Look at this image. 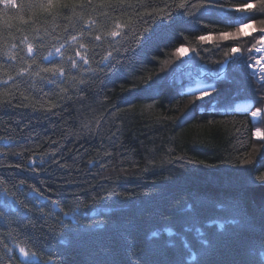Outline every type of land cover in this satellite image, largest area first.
Here are the masks:
<instances>
[{"label":"trees","instance_id":"trees-1","mask_svg":"<svg viewBox=\"0 0 264 264\" xmlns=\"http://www.w3.org/2000/svg\"><path fill=\"white\" fill-rule=\"evenodd\" d=\"M65 2L68 7L51 14L27 8L28 0H16L15 8L0 4V53L24 55L25 35L30 40L40 35L48 45L62 42L76 34L73 24L76 31L83 26L75 16L80 12L97 21L89 31L103 34L119 20L128 25V38H116L121 50L113 55L119 63L84 72L85 83L75 88L61 82L67 93L47 83L33 89L27 77L16 78L23 80L19 88L14 81L0 83V239L19 256L6 235L11 231L16 241H26L55 264H264V205L257 206L249 193L264 183L256 179L264 174V139L252 135L255 126L264 134V119L254 121L234 108L238 97L255 105L264 100V87L248 72L259 30L202 42L196 37L233 31L235 24L224 17L235 20L237 13L200 10L194 19L174 7L179 0H142L143 7L141 0H129L132 6L124 11ZM248 2L226 0V8ZM154 9L170 11L171 18L153 19L148 13ZM253 20L257 29L264 27L258 23L264 15ZM204 24L211 27L203 29ZM57 35L60 41L52 39ZM180 45L189 57L175 53ZM233 47L241 51L203 100L184 90L190 83L185 72L169 77L188 62L216 72ZM110 50L102 43L94 59ZM0 64V79L26 67L2 55ZM50 103L59 106L48 111ZM5 257L0 246V264Z\"/></svg>","mask_w":264,"mask_h":264},{"label":"snow or ice","instance_id":"snow-or-ice-1","mask_svg":"<svg viewBox=\"0 0 264 264\" xmlns=\"http://www.w3.org/2000/svg\"><path fill=\"white\" fill-rule=\"evenodd\" d=\"M74 3L79 4L81 8L85 7L86 5H94L93 11H95L96 7L101 9L111 8L114 11H124L126 7H131L129 0H74ZM0 4L5 5L6 7L11 5L12 7H17L16 0H0ZM141 6L143 7V3L141 0ZM29 9H39L42 12H46L51 14L52 10L56 7H68V4L65 0H28L26 5ZM167 8V4L165 5ZM176 9L183 10V15L193 17L195 19L196 12L200 10H213V9H220L221 11H235L236 13H240L242 15H246V18L251 23H244L243 19H233L231 16H225L224 19L229 21V26L235 24V31L234 32H221L219 33V37L221 40H227L229 38H238L240 36L250 35V32H246L245 29H251V32H256L259 30L262 33L258 39H256V43L252 45L251 50H255L257 53L264 52V27L257 29L255 27L256 21L253 20V16L257 13L264 15V0H251L248 3H242L237 5H231L230 7L226 8V0L225 3H221L220 0H179L178 3L174 5ZM74 11V9H73ZM84 13H75L76 19L83 21V26L76 31L75 25H72L73 31L76 34L69 33L66 38L59 42L58 44L48 45L47 41L40 35H37L30 40L27 35H25L21 40L20 43L24 46V55H20L19 53L13 52L11 50L7 52L0 53V55L6 57L9 61H16L19 59L23 63V65L15 73V77L11 74L5 72L7 75V79H0V83L4 85H8L9 81H14V87L19 88L20 83L23 80L16 82V78H24L27 77L31 80L30 87L35 89L38 83H47L50 85H55L60 88V92L67 93L68 89L61 87V82L67 84L71 82V87L75 88L78 84H84L85 80L83 79L84 72H91L95 73L97 70L103 72L105 69L111 67V63L116 61V57L113 55L114 52L119 53L120 47L116 45H120L121 41L117 40V37H122L124 40H127V34L124 32V29L128 27L127 24L121 23L119 20L114 22V27L108 28V30L101 31L96 29L95 31H89V29H95L97 25V21L92 18V16H88V18L84 19ZM99 15L105 18L109 17L108 11H100ZM148 15L152 16L153 19L160 17L161 19H170L171 13L170 11H165L164 9H154L153 13H148ZM23 20V17H21ZM65 19L71 21L72 17L68 16ZM24 23H28V21H24ZM196 24H199V20H195ZM261 25H264V20H260L258 22ZM211 26L208 24L203 25V29H209ZM69 25L66 24L64 26L65 32H68ZM38 31V30H37ZM55 31V29H53ZM147 32L148 29L145 28L143 30ZM45 36H50L51 34L45 29L44 31ZM85 37H89L88 40H85ZM108 37H111V41H108ZM134 38L136 42H139L140 37L134 34ZM53 40L60 41V36H52ZM199 41H210L213 39L211 32L207 34L200 35L196 37ZM187 40V37H185ZM36 41V42H33ZM102 43H108V47L111 49L110 51H106L101 58L96 61L94 58L98 54L95 50L102 46ZM11 48H17L16 44H12ZM47 48L46 51L41 52V49ZM129 49L124 48V51L127 52ZM188 49H186L183 45L175 49V53L178 55H184ZM191 51H196L195 48H192ZM232 54H237L241 50L238 47L231 48ZM224 55L226 57L229 56V52L225 51ZM250 60L255 59L256 65L260 66V73L257 74L253 72V78L258 79L259 83L262 87H264V55L260 56L259 58L249 57ZM97 64V68H93L91 65L92 63ZM84 65H88L87 68H84ZM103 67H100V66ZM3 67V64H0V68ZM249 68H252V64H248ZM73 70H75L78 75H73ZM150 79V77H149ZM208 88L211 89L212 92H215L214 85H208ZM210 92L207 90H201L199 95L196 97L198 100H203L206 97L210 96ZM23 95V93H21ZM48 95L47 93L45 94ZM25 99L28 97L25 96ZM71 99V97H67ZM26 106V105H25ZM59 105L55 103H50L48 111H51L52 108L58 107ZM43 107V105H41ZM238 111H245L249 110V107H244L242 109H237ZM251 116L254 121H259L260 119H264V109L257 108L255 111L251 112ZM254 135L264 139V134L261 133L260 128H256ZM55 143V141L53 142ZM109 153H105L108 155ZM54 155V153H53ZM55 162V161H53ZM91 163V161H89ZM65 165H61L64 167ZM16 167H20V165H16ZM35 169H33L34 171ZM257 180L264 182V174L261 176L256 177ZM24 181H20V184H23ZM32 188V191L38 192L34 186L29 185ZM8 190L5 188V194L7 195ZM19 203V201H18ZM52 204L58 208L60 211H63V208L60 207L57 201H52ZM23 207L27 208L28 206L25 204ZM80 205L77 204L75 207L71 209L72 212H75ZM31 211V209H29ZM39 211L43 214L44 209L41 208ZM49 215L53 213H48ZM65 216H68V212H64ZM50 231H54V229L50 226ZM10 238H12L15 249L18 250L19 256H16L13 252V247H10L8 243H5L4 240L0 239V246L3 247L6 257L4 258V264H26V262H31V264H55L53 257L49 256L47 258L38 254L37 251L33 250V247L25 241L23 244L15 240V237L12 236V232L9 231L6 233Z\"/></svg>","mask_w":264,"mask_h":264},{"label":"rangeland","instance_id":"rangeland-1","mask_svg":"<svg viewBox=\"0 0 264 264\" xmlns=\"http://www.w3.org/2000/svg\"><path fill=\"white\" fill-rule=\"evenodd\" d=\"M237 18H239V19H243V22L244 23H251L252 21H249L247 18H246V14L245 15H242V14H240V13H237ZM235 31V26H234V29H233V31H231V32H234ZM245 31L246 32H250L251 34V36H254V33L255 32H251V29H245ZM262 33H260L259 32V36L261 35ZM246 36H249V35H246ZM259 36L256 38V39H258L259 38ZM213 39H220V37H219V35H216V36H213ZM256 39H254V42L252 43V45H254L255 43H256ZM181 46V45H180ZM180 46H178V47H180ZM186 49H188L187 47H185ZM251 49H252V46H251ZM252 52H253V57H255V58H259L260 56H262V55H264V52H261V53H257V52H255V50L253 49L252 50ZM239 53H237V54H232L231 53V55L229 56V57H227L226 59H224L223 61H222V63H224V61H226L225 63H227L228 62V60L229 59H231V58H233V57H235L236 55H238ZM191 55V52L189 51V49H188V51L184 54V55H179V56H182V57H189ZM261 63H264V61H261ZM250 64H252L253 65V67L252 68H249L248 69V72L251 74V77L253 78V72H255V73H257V74H261L260 73V66L259 65H256V63H255V59H252L251 60V62H250ZM220 67H221V65H220ZM197 68V71H195V69ZM196 68H194V66H192V64L191 63H186L184 66H181L180 68H176L175 69V71L174 72H172L171 73V75L169 76L170 78L173 76V75H175V73H177V72H180V71H182V72H185V74H186V76H188V77H190V83H188V84H186V87L184 88V90L185 91H187L188 90V93L190 94H193L194 95V98H196L198 95H199V93H200V91L201 90H207V91H209V90H211L210 88H208V85H213V80L214 79H219V78H222V75H223V73H224V71H225V69H226V66H224L223 68H225L224 70L222 69V70H220V68L216 71V72H213V73H211L209 70H207L205 67H203V66H197ZM185 69V70H184ZM219 70H220V72H219ZM187 72V73H186ZM212 74H215V75H212ZM202 75H204V76H202ZM200 80V86H198V87H196V81L197 80ZM253 80L254 81H256V82H259L258 81V79H254L253 78ZM197 88H199L198 90H197ZM189 90H192V91H189ZM233 95H235V94H233ZM237 99V98H236ZM240 101H246V103H250V106H249V110H248V114L250 115V109H251V107L252 108H255V109H257V108H259L260 107V105H261V103L259 104V105H255L253 102H252V100H250V99H248V98H241V99H239V97H238V100H236L235 102H234V108L235 109H240L239 107H241V106H238V104L240 103ZM215 103V101L214 100H212L211 102H210V104H214ZM261 120V119H260ZM256 128H260V126H255L254 127V129H253V131H252V135H253V137H254V139H261L260 137H257V136H255L254 135V132H255V130H256ZM261 130V129H260ZM261 133L263 134V132H262V130H261ZM17 250V249H16ZM17 252H18V250H17ZM18 255H19V253H18Z\"/></svg>","mask_w":264,"mask_h":264},{"label":"water","instance_id":"water-1","mask_svg":"<svg viewBox=\"0 0 264 264\" xmlns=\"http://www.w3.org/2000/svg\"><path fill=\"white\" fill-rule=\"evenodd\" d=\"M225 64V62L223 63ZM261 109H264V101ZM250 197L257 206L264 205V184H256L249 189Z\"/></svg>","mask_w":264,"mask_h":264},{"label":"bare ground","instance_id":"bare-ground-1","mask_svg":"<svg viewBox=\"0 0 264 264\" xmlns=\"http://www.w3.org/2000/svg\"><path fill=\"white\" fill-rule=\"evenodd\" d=\"M184 46V45H183ZM185 47V46H184ZM224 62H226V61H224ZM228 63V62H227ZM227 63H225V64H223V63H221V67H220V70H224L225 68H223L224 66H227ZM220 70H219V72H220ZM212 75H215V74H212ZM202 76H204V75H202ZM200 82V80L198 79L197 81H196V87H198V86H200L201 84L199 83ZM199 88H197V90H198ZM189 91H192V90H189ZM186 92H188V90L186 91ZM263 101L264 100H262L261 101V105H260V107L259 108H261L262 107V104H263ZM238 106H241V107H239L240 109H242V108H244V107H249L250 106V103H246V101H240V103L238 104ZM256 109L255 108H252L251 107V109H250V118L253 120V118H252V116H251V112L252 111H255ZM248 112V111H247ZM260 184H264V183H260Z\"/></svg>","mask_w":264,"mask_h":264}]
</instances>
